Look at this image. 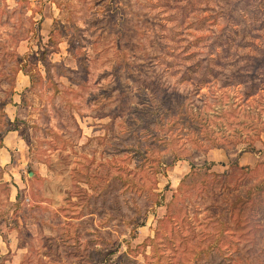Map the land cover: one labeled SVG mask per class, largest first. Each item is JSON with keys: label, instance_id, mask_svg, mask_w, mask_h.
I'll return each instance as SVG.
<instances>
[{"label": "rangeland", "instance_id": "obj_1", "mask_svg": "<svg viewBox=\"0 0 264 264\" xmlns=\"http://www.w3.org/2000/svg\"><path fill=\"white\" fill-rule=\"evenodd\" d=\"M167 1L25 3L34 30L19 42L18 56L47 45L48 63H62L82 83L53 74L57 85L48 87L39 61L26 62L11 82L0 81L7 115L0 138L9 152L0 148V264H113L156 229L171 236L167 253L191 262L198 248L216 241L223 221L230 224L224 233L238 240L241 252L254 238L249 222L264 208V133L251 145L192 151L173 163L163 153L159 172L149 170L147 178L135 166L137 157L123 150L126 128L145 117L151 121L152 111H159L160 89L169 94L161 106L166 122L174 95L211 117L238 104L256 107L264 119V0ZM3 31L0 25L1 42ZM210 58L217 64L209 81L199 80L201 66L177 72ZM235 162L248 169L223 176ZM117 166L131 169L132 179ZM118 173L121 180L113 179ZM151 178L157 183L150 194L159 202L144 212L148 201L135 185ZM263 232H257L259 242ZM76 234L90 241L88 260H78L69 239ZM149 252V246L140 247L134 258L143 261ZM228 252L236 253L233 247ZM219 261L216 256L213 264ZM195 262L203 264V256Z\"/></svg>", "mask_w": 264, "mask_h": 264}, {"label": "trees", "instance_id": "obj_2", "mask_svg": "<svg viewBox=\"0 0 264 264\" xmlns=\"http://www.w3.org/2000/svg\"><path fill=\"white\" fill-rule=\"evenodd\" d=\"M27 1L28 0H13L15 4L14 7H10L7 0H1L0 2V25L4 28L1 34H3L2 37L5 38V40L3 38L2 42L0 40V58H3L2 62L5 63L3 67L0 68V81L2 79H7L8 82H11L16 72L22 69L26 62L35 63L39 61L44 65V72L46 74L44 79L48 87L57 85V82L52 79L53 74L67 76L70 81L78 84L80 87L82 81H78V79L69 76L72 71L66 68L62 63H54L52 65L48 63L46 59V55L49 52L47 45L43 51H32L24 56H18L16 47L19 42L25 39L26 36L34 30L31 29L30 25L34 22L33 16L26 15L25 3ZM162 1L164 4L168 2L167 0ZM169 31H172V28L169 29ZM50 41H52V37L49 38L48 43ZM37 54H41L42 57L38 58ZM72 54L73 57H75V53ZM203 61H196L187 66L181 65L177 72H180L181 75L187 72H197L199 69L198 67L201 66V70L203 71L201 72V76L198 77L199 80L209 81L210 79L207 75L211 72L216 73V70L213 69V65L217 64V61L210 58L206 60L205 65L199 63ZM227 65H230V63ZM51 66L54 67L55 73H52ZM5 68L12 72V75H5L3 71ZM85 71L86 67L83 66L84 75H86ZM27 74L30 76V73ZM85 80L86 78L84 81ZM243 81L245 80H241L240 82ZM75 93L80 94L78 90H76ZM168 97L169 94L166 95L165 89H160L157 97L158 107H160V109L159 111H152V120L149 121L147 117H145L143 121H138L137 126L127 127L125 130V138L129 140V143L125 145L123 150L137 157L135 166L139 171L143 172L145 178H147L149 170L152 171V174H157L159 172L158 166L164 163L161 160L163 153H169L171 157L169 163H173L191 154L192 151L207 153L212 149L234 148L240 143L251 145L253 141L260 139L261 133H264V119L261 118L260 110L256 107L245 108L238 104L228 105L225 109L221 108L218 110L217 114L211 117L206 115L199 108L194 109L193 106L184 104V101H182L178 95H174L172 98L171 115L167 117L168 121L166 122L164 121L166 111H162L161 106ZM101 116L102 115H100V117ZM217 119H219V121H217ZM151 123L154 124V128L151 127ZM125 124L127 123L125 122ZM6 127L7 115L3 111L2 106H0V132H4ZM141 137H148L152 140L146 142L145 140L139 139ZM132 138L136 140L132 141ZM2 146L3 140L0 138V148ZM161 147H165V149L162 150ZM111 152L115 153L117 150L111 149ZM230 168L231 171L225 172L223 176L228 177L231 175L233 169L245 171V169H248V166H241L235 162L230 165ZM116 169L121 170V172L125 171L124 178H129L128 180L132 179L129 174L131 169L124 166H117ZM216 176L217 174L215 173L212 175L214 181ZM113 179L121 180V174L118 173L114 175ZM151 180L149 184L142 181L135 185L140 187L139 192H141L148 201L144 204V212L148 210L149 207L159 202L157 198H153L150 194L152 188L157 183V179L151 178ZM204 181L208 182L207 179H204ZM259 187L262 186L259 185ZM236 198L237 196H235L231 207L235 205L237 201ZM259 212L260 217L257 219L253 218L249 222V226L253 231L251 234L254 235V238L251 241L249 239L246 241L243 249L246 246L248 247L244 249V252L240 251L241 248L237 239L224 233V231L228 230L230 224L227 221H223L216 233L218 234L216 241L213 244L208 243L206 246L198 248L194 255V259L196 260V258L202 255L204 259L203 264H213L216 256H219L221 259L219 264H264V232L262 233L263 242H259V235L257 233L259 230H264V208L261 207ZM261 218L263 219L262 222ZM136 224V222H133L131 228L134 229V227L137 226ZM101 226H103V224H101ZM159 234L165 237L167 241L166 244L158 241L160 237ZM170 238L171 236L167 237L164 235L163 231L156 229L153 237H146L140 244H137L135 248L128 247V251L123 254L121 260L119 262L115 261L113 264H197L195 260L183 262L178 259L176 255L167 253L164 246L169 244L171 241ZM69 239L74 241L79 262L84 258L88 260L89 256L86 254V250L89 248L88 242L90 241H80V236L78 234L69 236ZM108 241L111 243V239ZM146 246L150 247L149 255H145L143 261L135 259L134 257L137 250L140 247L145 248ZM229 247H233L236 253L230 254L228 252Z\"/></svg>", "mask_w": 264, "mask_h": 264}, {"label": "crops", "instance_id": "obj_3", "mask_svg": "<svg viewBox=\"0 0 264 264\" xmlns=\"http://www.w3.org/2000/svg\"><path fill=\"white\" fill-rule=\"evenodd\" d=\"M3 144H4V141H3ZM5 147H6V146H5ZM1 148H2V150H3V151H5V152H8L6 149H3V148H4V146H3V147H1ZM3 151H2V152H3ZM8 153H9V152H8ZM10 159H11V155H10V156H8V161H9Z\"/></svg>", "mask_w": 264, "mask_h": 264}, {"label": "water", "instance_id": "obj_4", "mask_svg": "<svg viewBox=\"0 0 264 264\" xmlns=\"http://www.w3.org/2000/svg\"><path fill=\"white\" fill-rule=\"evenodd\" d=\"M30 174H32V173H30Z\"/></svg>", "mask_w": 264, "mask_h": 264}]
</instances>
